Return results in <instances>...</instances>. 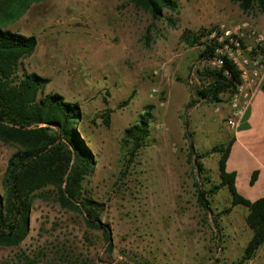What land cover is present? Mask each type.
I'll return each instance as SVG.
<instances>
[{
  "label": "rangeland",
  "instance_id": "obj_1",
  "mask_svg": "<svg viewBox=\"0 0 264 264\" xmlns=\"http://www.w3.org/2000/svg\"><path fill=\"white\" fill-rule=\"evenodd\" d=\"M176 1L178 14L165 12L177 21L174 29L166 19L152 22L131 0H45L4 27L38 39L20 73L50 79L45 95L59 94L81 108L77 128L95 161L84 191L104 205L101 220L110 227L113 246L82 214L61 208L53 192L45 191L34 200L28 237L18 247H0V264H264V248L240 263L253 233L246 224L248 209L232 207L228 190L211 199L215 215L231 209L218 227L198 205L187 137L203 154L227 145L232 135L222 129L224 121L204 122V112L216 114L220 104L187 109L201 48L181 41L186 28L198 32L243 22L256 28L264 14H246L230 0ZM222 100L229 107L228 95ZM147 107L153 114L147 147L130 160L125 131ZM108 110L110 126L103 118ZM0 143L5 196L3 178L17 147ZM201 163L218 183V156Z\"/></svg>",
  "mask_w": 264,
  "mask_h": 264
},
{
  "label": "trees",
  "instance_id": "obj_2",
  "mask_svg": "<svg viewBox=\"0 0 264 264\" xmlns=\"http://www.w3.org/2000/svg\"><path fill=\"white\" fill-rule=\"evenodd\" d=\"M43 1L0 0V142L17 147V152L8 161L3 178L5 196L0 194V247H18L26 240L37 194L52 191L61 208L82 214L87 226L102 232L109 248H112L110 227L101 220L104 205L88 198L84 191V182L93 174L95 161L77 128L82 121L81 108L78 104L65 101L59 94L45 95L50 79L35 73H20L22 61L35 53L38 39L34 35L25 36L4 29L20 20L33 4ZM230 1L238 4L246 14L253 11L264 14V0ZM131 3L148 13L152 22L166 19L171 28L177 27V21L165 18V12L178 14V1L131 0ZM206 31L194 32L186 28L181 41L192 48L201 46ZM213 58L214 51L210 47L199 53L200 63H207ZM198 76L200 85L189 88L192 99L187 105L188 110L201 102L221 104L222 97L236 93L240 84L239 73L228 61L219 70L203 67L198 71ZM111 114L112 111L108 110L103 117L106 126L111 124ZM152 118L151 107H147L140 119L125 131L123 143L130 160L147 147ZM187 138L188 160L197 175L198 205L207 215L214 216L217 227L220 218L231 212L229 208L214 214L211 199L222 190L230 193L232 207L247 208L246 224L253 235L240 263L253 260L264 247V198L251 202L238 193L237 175L227 170L234 140L198 154L192 137L189 135ZM214 155L220 157L218 183H213L201 163ZM256 180L257 174H254L251 184ZM45 195L42 198L48 199Z\"/></svg>",
  "mask_w": 264,
  "mask_h": 264
},
{
  "label": "built area",
  "instance_id": "obj_3",
  "mask_svg": "<svg viewBox=\"0 0 264 264\" xmlns=\"http://www.w3.org/2000/svg\"><path fill=\"white\" fill-rule=\"evenodd\" d=\"M201 50L212 48L214 58L207 63L195 65L189 87L200 85V68L219 70L225 61L230 62L239 73L237 92L229 95L230 115L227 125L236 130L248 107L261 90L264 75V34L247 22L234 25H220L206 31L201 40ZM227 96V95H226ZM4 166V147L0 143V172Z\"/></svg>",
  "mask_w": 264,
  "mask_h": 264
},
{
  "label": "crops",
  "instance_id": "obj_4",
  "mask_svg": "<svg viewBox=\"0 0 264 264\" xmlns=\"http://www.w3.org/2000/svg\"><path fill=\"white\" fill-rule=\"evenodd\" d=\"M256 28L264 34V23L258 24ZM215 112L216 114H213L212 109L204 112V122L209 124L213 118L217 124L224 121L222 129L232 135L234 143L227 162V170L237 175L238 193L251 202L264 198V75L261 90L248 107L236 130H231L227 125L226 121L230 115V108L227 105H218ZM219 158L218 156V163ZM254 174H257V180L252 185Z\"/></svg>",
  "mask_w": 264,
  "mask_h": 264
}]
</instances>
